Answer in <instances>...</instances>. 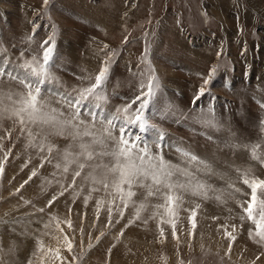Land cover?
Returning <instances> with one entry per match:
<instances>
[{
  "label": "rangeland",
  "instance_id": "374dc122",
  "mask_svg": "<svg viewBox=\"0 0 264 264\" xmlns=\"http://www.w3.org/2000/svg\"><path fill=\"white\" fill-rule=\"evenodd\" d=\"M49 36L54 38L49 65L54 79L42 86L40 99L62 114L60 119L73 115L61 94L74 96L75 89L89 86L87 78L94 82L101 61L114 53L101 93L106 101L87 104V108L100 104L94 110L105 117L103 124L99 117L93 120L84 113L79 117L84 121L81 131L87 125L97 134L107 125V117L131 103L140 94V85L146 84L142 74L149 71L144 61L148 48L147 59L161 87L150 106L154 114L149 123L154 130L142 134L140 146L146 141L153 155L192 172L205 185L207 198L191 191L176 193L182 203L172 217L175 239L172 225L162 222L165 217L153 215L164 200L147 195L150 180L145 186H133L135 195L124 207L117 194L77 178L73 189L57 196L48 207L62 186L72 184L75 170L70 166L64 173L56 164H63L65 150L78 152L79 144L91 143V137L73 140L46 128L44 142L54 148L52 153L46 147L41 152L29 143L17 122L5 118L0 120V160L8 152L0 175V264H29V260L40 264L43 251L38 253L37 242L54 249L60 247L58 240L63 235L72 238L73 250L68 253L61 248V255L69 262L77 257L75 264H252L264 253L258 238L249 236L255 225L240 219L244 214L241 204L246 207L251 196L243 179H264L260 162L264 158V109L260 106L264 104V0H49L48 5L44 0H0V67L5 69L0 93L23 91L8 72L18 74L19 65L33 57L42 63V43ZM213 69L205 93L193 102ZM121 122L117 120L111 129L117 139ZM30 127L34 134L39 131ZM129 131L135 134L138 129L129 126ZM39 139L33 143L38 144ZM106 143L109 150L115 146ZM256 145L260 147L254 157ZM93 147L97 152L104 150L100 145ZM177 149L204 163L190 164ZM45 156L51 163L45 161L41 166ZM26 162L27 167H22ZM104 163H110L109 158ZM33 169L37 175L24 184ZM176 179L187 183L186 177ZM93 187L98 190L92 191ZM85 197H89L87 205ZM98 199L105 201L99 217L95 210ZM109 200L114 202L111 223ZM117 204L123 208V217ZM141 204L144 208L137 218ZM193 209L194 228L188 219ZM67 220H71V228L64 223ZM57 222L63 232L57 229ZM233 226L236 239L229 250L224 233L232 232ZM45 264H49L47 258Z\"/></svg>",
  "mask_w": 264,
  "mask_h": 264
},
{
  "label": "snow or ice",
  "instance_id": "6c2138e0",
  "mask_svg": "<svg viewBox=\"0 0 264 264\" xmlns=\"http://www.w3.org/2000/svg\"><path fill=\"white\" fill-rule=\"evenodd\" d=\"M44 4L48 5L49 0H44ZM128 38L125 37V42ZM107 48V45L104 46ZM42 63L38 61L36 57L31 60H25L19 65L21 70L18 74H13L12 71L8 72V76L11 80L17 81L23 88L21 92H8L0 93V120L5 118L12 119L20 125L21 132L27 133L29 143L33 147H39L41 152L47 148L48 153L53 152L54 146L51 144H45L44 140L46 137V128H50L60 135H70L73 140L80 137H91V143H80L78 152H71L65 150L63 153L62 161L63 164H56L57 168L63 167V172L68 173L70 166H74L75 170L72 173V184L66 187L62 186V191L57 195H54L48 201V207H51L54 201L57 200V196H63L66 191L73 189L77 178H81L85 181L91 182L94 186H102L105 192L115 193L119 196L121 203L124 207H127L130 198L135 193L132 191L134 185L145 186L144 182L150 180L151 183L146 185L148 188L147 195L162 197L164 203L157 204V212L153 215H162L165 219L163 223L172 225V236L176 238V225L172 219L177 215L179 205L182 203V198L176 195L177 192H188L191 191L194 196L203 195L207 198V192L203 191L205 185L202 182L196 181L193 173L186 168H180L169 162H166L161 155H153L146 141L144 146L141 147V141L143 140V133L149 130H154V126L149 123L150 115L154 114L150 111V106L153 100L157 97L160 90V83L155 74V69L151 68L148 62V48H145L144 61L148 63L149 71L146 74V84L140 85V94L135 99L122 108H118L116 114L107 117V125L103 128V131L99 134L94 131H90V126L85 125L83 131L80 130V126L84 125V121L80 120L79 117L82 113L91 116L93 120L98 117L100 122L103 124L105 117L102 113H98L94 108H99L100 104L96 103L94 108H87V104H91L94 100L106 101V97L102 95V90L105 82L109 78L110 66L112 63V56L114 53H108L103 61L100 63L98 72L95 74L94 82L92 77L87 79L90 81L89 86L75 89L76 95L71 93L61 94V100L68 105L69 110L73 113L71 119H60L59 116L62 114L57 113L56 109L49 108L48 105L43 102L40 97L42 93V86L54 77L49 72V65L54 56V38L49 36L42 43ZM103 52V49H101ZM242 54H245L242 52ZM217 55H220L218 53ZM23 56V53H21ZM214 69L210 71L209 77L204 79L203 86L200 87L199 93L193 98V102L199 99L206 91V87L213 74ZM5 73V69L0 67V77ZM146 89V90H145ZM135 108L133 110V106ZM264 109V104L260 105ZM121 120L119 125L120 136L119 139L112 135L111 129L116 127V121ZM30 126H36L39 131L35 134ZM129 126H135L138 132L130 134ZM70 128V132H65V129ZM261 128L264 130V120L261 121ZM39 143H33L37 138ZM164 134L159 133V142L163 143ZM106 141L114 142V147L110 150ZM94 145H100L104 148L103 151L97 152L94 149ZM159 146V145H158ZM256 145L253 148V155L255 157V151L259 148ZM181 154L188 159L189 163L203 164L195 155L184 151L183 149H177ZM11 149H9V152ZM104 158H109L110 163H104ZM8 159V152L4 153V159L0 160V175L4 172V162ZM45 161L51 163V159L45 156L41 160V166L44 165ZM260 162L264 164V158H261ZM27 167V162L24 166ZM37 175L36 169L29 174L28 180L24 181L27 184L30 180ZM183 176L187 178V183H182L177 176ZM243 183L247 185L251 190L250 200L247 201L245 207L241 204L243 209V215L240 219L251 221L255 225V231L249 230V236L251 238H258L257 243L264 245V179H249L244 178ZM24 184L20 187L23 188ZM231 187V186H230ZM98 188L93 187L92 191H96ZM17 192L20 191L18 188ZM236 192H240V189H235ZM219 199V197H217ZM89 197L84 198V203L87 205ZM25 203H29L25 201ZM113 201H107V212L109 222L113 219ZM105 207V201L98 199L96 200V214L99 217L101 209ZM118 214L123 217L124 211L119 204L115 205ZM199 207V205H197ZM144 208L141 204L137 209V218L139 212ZM162 210V213L159 211ZM45 209H39V212L43 213ZM71 211V210H69ZM195 209L192 210L191 216H189V222L192 223L193 217H195ZM55 219V217H53ZM118 222V221H117ZM69 228L72 227L71 220L64 221ZM131 223V221H129ZM45 227H48L45 225ZM56 227L60 229L59 222ZM127 227V225H126ZM192 227L195 224L192 223ZM83 231V229H81ZM235 232V226L233 231L229 232L225 230V236L228 238L229 250L232 247V241L236 239L233 234ZM191 235V233H189ZM160 236H164V229L160 228ZM99 240V237H97ZM60 247L47 248L45 249L42 242H37L38 253L43 251V255L40 256V264H45V258H47L49 264H54L55 261H59L60 264H75L77 257L72 256L71 262H69L65 256L61 255V248H65L68 253L73 250V240L68 235H63L62 240H58ZM89 248L92 247L89 243ZM261 260H264V253L257 255L252 261V264H259ZM29 264L32 261L29 260Z\"/></svg>",
  "mask_w": 264,
  "mask_h": 264
}]
</instances>
